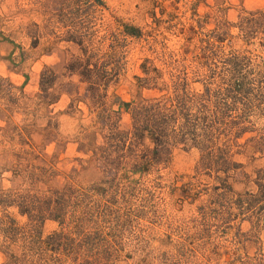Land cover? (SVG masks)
<instances>
[{
  "label": "rangeland",
  "instance_id": "1",
  "mask_svg": "<svg viewBox=\"0 0 264 264\" xmlns=\"http://www.w3.org/2000/svg\"><path fill=\"white\" fill-rule=\"evenodd\" d=\"M102 1L105 8L88 13L86 0H0V191L12 188L11 165L21 151L33 152L40 165L54 168L53 189L88 188L103 180L92 152L103 145L104 134L86 105L88 86L68 70L82 58L79 46L68 41L77 24L89 29L93 18L100 35L109 39L99 59L121 66L122 52L127 51L126 66L109 93L118 104L160 96L139 83L147 78L143 65L159 84L180 75L189 79L191 92H202L207 74L202 51L208 36L226 29V51L245 52L234 26L243 14L264 12V0ZM125 26L139 29L142 36L126 37ZM257 49L254 45L248 51L264 58V51ZM45 70H52L57 80L41 94ZM131 124V116L121 111L120 129L129 132ZM199 159L197 150L178 146L160 174L130 176L132 184L121 192L120 217L92 237L89 254L99 264H264V223L255 228L238 220L217 226L202 219V200L196 198L209 181L195 176ZM236 160L243 164L244 175L238 176L235 192H254L249 182L264 168V159L247 149ZM2 214L26 224L14 209L0 208ZM58 229L57 223L47 222L43 235ZM6 263L0 250V264Z\"/></svg>",
  "mask_w": 264,
  "mask_h": 264
},
{
  "label": "trees",
  "instance_id": "2",
  "mask_svg": "<svg viewBox=\"0 0 264 264\" xmlns=\"http://www.w3.org/2000/svg\"><path fill=\"white\" fill-rule=\"evenodd\" d=\"M82 1L76 0L77 4ZM86 2L88 13L105 8L102 0ZM91 19L89 29L79 23L68 32V41L77 44L82 53L68 70L88 86L85 102L104 134L103 145L92 152L103 180L88 188L66 185L53 189L49 185L57 177L54 168L40 165V157L35 158L33 152L21 151L11 165L12 188L0 191V208L14 209L26 219L20 226L9 215L0 216V250L6 255V264H99L88 252L90 241L104 231V225L120 217L124 207L121 192L132 184L129 177L160 174L178 146L199 152L195 176L209 181L196 198L202 200L205 223L219 226L241 220L255 228L262 225L264 168L254 172V180L249 182L254 192L237 193L234 186L238 176L244 175L237 156L252 149L264 159V58L248 51L254 45L264 51V12L243 14L234 26L237 39L247 47L245 52L226 51L230 37L226 29L208 36L202 51L207 72L202 92H191L189 79L180 75L159 84L143 65L147 78L138 79L139 83L144 90H158L160 96L132 103L119 100L118 104L111 102L109 93L126 66L127 51L122 52L121 66L99 59L109 39L100 35ZM124 35L142 36L130 26L124 27ZM111 48L112 56L115 50ZM56 80L52 70H45L40 77L41 94L52 90ZM121 111L131 116L129 132L120 129ZM25 146L33 150L28 143ZM47 222L57 223L59 229L45 238Z\"/></svg>",
  "mask_w": 264,
  "mask_h": 264
}]
</instances>
